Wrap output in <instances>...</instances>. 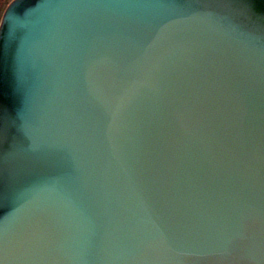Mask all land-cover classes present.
Segmentation results:
<instances>
[{
	"label": "water",
	"instance_id": "95a60500",
	"mask_svg": "<svg viewBox=\"0 0 264 264\" xmlns=\"http://www.w3.org/2000/svg\"><path fill=\"white\" fill-rule=\"evenodd\" d=\"M0 264H264V0H14Z\"/></svg>",
	"mask_w": 264,
	"mask_h": 264
},
{
	"label": "rangeland",
	"instance_id": "374dc122",
	"mask_svg": "<svg viewBox=\"0 0 264 264\" xmlns=\"http://www.w3.org/2000/svg\"><path fill=\"white\" fill-rule=\"evenodd\" d=\"M14 0H0V23L3 14V8H7Z\"/></svg>",
	"mask_w": 264,
	"mask_h": 264
},
{
	"label": "flooded vegetation",
	"instance_id": "af4514ba",
	"mask_svg": "<svg viewBox=\"0 0 264 264\" xmlns=\"http://www.w3.org/2000/svg\"><path fill=\"white\" fill-rule=\"evenodd\" d=\"M4 10H5V7L3 8V12H4Z\"/></svg>",
	"mask_w": 264,
	"mask_h": 264
}]
</instances>
